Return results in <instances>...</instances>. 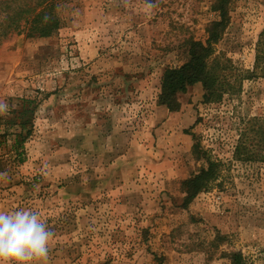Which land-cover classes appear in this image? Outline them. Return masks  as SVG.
<instances>
[{
  "label": "rangeland",
  "instance_id": "374dc122",
  "mask_svg": "<svg viewBox=\"0 0 264 264\" xmlns=\"http://www.w3.org/2000/svg\"><path fill=\"white\" fill-rule=\"evenodd\" d=\"M211 2L69 0L51 36L0 41V119L32 110L21 162L0 130V211L40 213L49 264H264V0H232L214 47L229 74L255 72L236 93L204 102L194 86L176 117L158 104L163 73L205 41ZM207 159L217 176L183 208Z\"/></svg>",
  "mask_w": 264,
  "mask_h": 264
},
{
  "label": "trees",
  "instance_id": "16d2710c",
  "mask_svg": "<svg viewBox=\"0 0 264 264\" xmlns=\"http://www.w3.org/2000/svg\"><path fill=\"white\" fill-rule=\"evenodd\" d=\"M69 0H0V41L14 32H24L27 36L47 37L57 31L61 24L60 11ZM232 0H212L210 9L215 19L206 29L207 37L204 42L190 41L187 44L189 60L177 68L167 69L161 78L158 104L165 106L169 112H176L179 108L177 95L200 83L203 89L204 102L220 101L225 95H232L239 89L237 84L247 72L230 73L228 62L215 54V44L222 38L228 25V6ZM262 49L257 50L255 56L256 69L259 67ZM251 72L248 76L253 75ZM32 110L25 102L20 110L5 120L0 119V130L4 141L12 140L10 148L15 153V162H21L23 156V142L29 134L27 126L30 124L29 114ZM242 140L236 148L240 155L246 150ZM218 162L207 159V167L199 173L184 180L185 196L182 207L186 208L192 199L201 191L208 188L217 176ZM217 236L215 241L222 240ZM229 264H249L240 252L226 254Z\"/></svg>",
  "mask_w": 264,
  "mask_h": 264
},
{
  "label": "clouds",
  "instance_id": "9594fccd",
  "mask_svg": "<svg viewBox=\"0 0 264 264\" xmlns=\"http://www.w3.org/2000/svg\"><path fill=\"white\" fill-rule=\"evenodd\" d=\"M7 108L0 101V113ZM55 240V233L38 211H0V264H49Z\"/></svg>",
  "mask_w": 264,
  "mask_h": 264
},
{
  "label": "crops",
  "instance_id": "0c3cea01",
  "mask_svg": "<svg viewBox=\"0 0 264 264\" xmlns=\"http://www.w3.org/2000/svg\"><path fill=\"white\" fill-rule=\"evenodd\" d=\"M198 85H201V84H200V83H196V84H194V85L188 87V88L186 89V91L189 90V89H192V87H194V86L198 88ZM170 117H176V112H175V113H174V112H170Z\"/></svg>",
  "mask_w": 264,
  "mask_h": 264
}]
</instances>
